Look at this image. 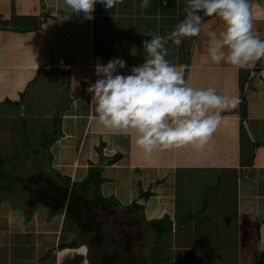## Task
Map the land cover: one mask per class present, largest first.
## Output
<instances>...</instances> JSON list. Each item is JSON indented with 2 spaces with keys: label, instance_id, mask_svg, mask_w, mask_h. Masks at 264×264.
Listing matches in <instances>:
<instances>
[{
  "label": "crops",
  "instance_id": "0c3cea01",
  "mask_svg": "<svg viewBox=\"0 0 264 264\" xmlns=\"http://www.w3.org/2000/svg\"><path fill=\"white\" fill-rule=\"evenodd\" d=\"M255 1L254 7L259 3L264 7V0ZM107 3L95 0L92 19L87 20L72 14L63 0H0V106L5 105L0 120L7 121L5 129L0 125V148L13 145L16 151L28 150L31 129L36 146L25 162L0 156V264L11 255H17L13 260L17 264H73L78 254L67 245L74 241L88 245L87 264H195L196 251L198 264H256L257 250L264 264V193H256L259 187L264 192V163L256 161L259 149H264V126L261 115L246 103L250 87L245 92V114L241 100L248 71L258 70L251 85L264 71V59L260 68L215 66L198 59L206 42L184 38L177 47L169 41L166 58L177 70L187 71L191 87H211L218 95L238 97L239 103L222 113L221 123L200 150L182 147L154 152L148 159L135 158V136L103 129L86 89L99 78L96 65L111 58L126 61L119 70L124 75L143 63L141 43L149 39L145 34L170 33L182 20L180 9L186 7V0L166 4L151 0L147 8H141L139 0H113L109 8ZM206 20L203 32L216 22ZM259 25V37L264 39V21ZM244 119L252 138L263 146L243 161V148L253 151L242 127ZM13 137L19 139L17 144ZM178 151L182 156L177 159ZM100 155L105 159L101 166ZM114 157L119 159L112 162ZM92 167L102 168L105 182L99 192L118 203L119 212L113 214L123 225H104L109 242L102 238L100 246L67 220L64 198L57 205L58 189L67 190L69 181H82ZM214 173L222 175V183L212 177ZM110 183L124 184L113 189ZM194 185L203 189V197L192 205ZM177 195L185 200L183 212ZM210 202L216 208L212 217H208ZM131 204L134 210L124 213ZM140 212L149 222L169 219L171 231L156 243ZM123 221H139L140 229L134 231L139 236L132 242H127L130 229ZM188 228L195 236L193 243L185 239ZM14 235L19 242L8 254L7 242ZM147 247L149 260L144 254Z\"/></svg>",
  "mask_w": 264,
  "mask_h": 264
},
{
  "label": "clouds",
  "instance_id": "9594fccd",
  "mask_svg": "<svg viewBox=\"0 0 264 264\" xmlns=\"http://www.w3.org/2000/svg\"><path fill=\"white\" fill-rule=\"evenodd\" d=\"M63 2L72 14L92 19L95 0ZM112 3L108 0L106 7ZM150 3L139 0L141 8ZM184 11V19L170 33L145 34L149 39L141 43L143 63L124 75L119 70L125 68L126 61L111 58L96 65L99 78L86 89L95 104L98 124L109 132L134 135L146 158L157 151L182 147L200 150L221 123L222 113L239 103L238 97L218 95L214 88L189 86L184 74L166 58L169 41L178 47L184 38L202 33L206 18H215L221 27L206 33L205 62L240 69L264 59V39L253 28V19L264 16V10L254 14L249 0H186Z\"/></svg>",
  "mask_w": 264,
  "mask_h": 264
},
{
  "label": "rangeland",
  "instance_id": "374dc122",
  "mask_svg": "<svg viewBox=\"0 0 264 264\" xmlns=\"http://www.w3.org/2000/svg\"><path fill=\"white\" fill-rule=\"evenodd\" d=\"M254 2H256L255 0H249V3H250V7H251V9H252V11H253V13L255 14V13H257V12H260L261 10H264V7L262 6V3H259V5L257 4L256 5V7H254ZM183 6H184V3H183ZM184 9L185 8H182V9H180V11H181V19L183 20L184 19V17H185V11H184ZM183 16V17H182ZM260 20H262V21H264V16H262V17H259V18H254L253 19V28H254V31L258 34V35H260L259 33H261L262 32V28H261V25H259V23H260ZM214 23V22H213ZM255 23V24H254ZM81 27L82 28H84V25H81ZM220 27H221V24H220V22L218 21V20H216V22L213 24V29H215V30H217V31H219L220 30ZM143 29L142 30H140L139 32H140V34L142 35V33H143ZM206 33L207 32H205L204 34H201V35H199V37L197 38L198 39V43H203V42H206V40H207V36H206ZM189 43H190V41H189ZM205 49H206V43H205V45H204V48H203V50L201 51V54H200V52H199V54H198V56H200L198 59L199 60H202V61H205V59H204V54H205ZM193 57H194V55H193ZM207 63H211V62H207ZM215 66H217V64H214ZM220 65H226V64H224V63H222V64H220ZM183 74H184V72H183ZM190 82H192V80H190ZM189 86H190V84H188ZM195 88V87H194ZM222 96H224V95H222ZM247 102V104L249 105V110L250 111H252V110H257V112H258V115L260 114L261 115V117H262V123H263V126H264V71L261 73V76L256 80H254L252 83H251V89L249 90V92H248V95H247V100H246ZM4 108H5V105H1L0 106V111L2 110H4ZM19 118V117H18ZM24 119V118H23ZM27 119V118H26ZM25 120V119H24ZM5 121V120H4ZM10 122L13 124L14 123V120H10ZM24 122H26L27 124H26V129L25 130H28V121L27 120H25ZM5 123H7V121H5ZM5 123L2 121V120H0V125L5 129L6 128V125H5ZM11 124V125H12ZM21 130V129H20ZM17 131H19V127H18V130ZM34 130H32L31 129V131L29 132L28 131V133H27V136H28V142H29V146H28V150H24L23 148V150L21 149V150H19L21 147L19 146V145H17L16 146V148L19 150V151H16L14 148H13V145H12V149L8 146V145H6L3 149H1L0 148V156H2V158H5V160H9V159H11L12 157L14 158V159H16L18 162H20V161H22V162H25L26 160H28V158H29V156L32 154V153H30L31 151L30 150H34L35 148H36V146H35V141L33 140V138H34V132H33ZM51 132V130H49V131H47V133H50ZM18 133L16 132V134L15 135H17ZM33 134V135H32ZM18 140L19 139H15V137H13V139H12V143H15V144H17V142H18ZM12 143H10V144H12ZM138 149V150H137ZM229 149H232V148H229ZM12 150H14V151H12ZM137 150V154H139V155H135V158L137 157V158H139L140 159V157L141 158H144V159H148V158H146L145 157V155L143 154V152L137 147V145H136V141H134V151H136ZM182 151H178L177 153H176V158L178 159V156L179 157H181L182 156V153H181ZM135 153V152H134ZM154 154H156V153H154ZM248 154H251V156L252 157H254V155L255 154H253V151H251L250 149H244L243 148V156H242V158H241V160H243L244 161V159H250L247 155ZM164 155H166V156H171L170 154H167V153H165ZM224 154H220V155H218L220 158H222V156H223ZM153 156V154L151 155V157ZM264 149L262 148V149H259V154H258V156H257V158H256V161H258V162H262V163H264ZM246 162L248 161V160H245ZM50 163H52V161H50ZM214 176H217V179L219 180V181H221V183H222V175H218L217 173L215 174H212V177H214ZM57 181H59V183H61V185L62 186H64V184H63V182L60 180V178L58 177V176H56V177H54ZM217 179H215V185H217V182H216V180ZM72 181H69V182H67V183H69V186H71V185H73L75 182H73V183H71ZM78 183V182H77ZM123 184L124 183H121V184H119V183H117L116 185H120L121 187L123 186ZM110 185H111V187L114 189L115 187H116V185H114V184H111L110 183ZM224 184H222V186H223ZM198 185H194L192 188H193V194H194V196H193V201L191 202L192 203V205H194L196 202H197V199L199 200L200 198H202L203 197V189L201 188V187H199L198 189H196V187H197ZM69 191H70V188H67V190H66V196H65V203L67 202L66 200L68 199V195H69ZM218 192H220V191H218ZM225 193H226V191H224ZM126 194H129V193H127V191L125 192ZM256 193H260L261 195L264 193L263 192V187H259L258 188V191H256ZM101 196H103L102 194H100ZM206 195H208V193L206 194ZM117 196H119V195H117ZM177 202H178V209H179V211L180 212H183L184 210H182V208H183V206H184V204H185V200L184 199H182V196L181 195H177ZM132 203V202H131ZM134 203H135V201H134ZM189 204H190V201H189ZM62 205H63V202H62ZM192 205H188V207H191ZM122 207H124V206H122ZM194 208H195V206H194ZM215 206H214V203L213 202H210V205H209V213H208V217H212L213 215H214V213H215ZM133 210H134V208H133ZM140 214H141V216H142V218H143V220H145V222L148 224L149 223V220H147L146 219V216H144L143 215V213H141L140 212ZM108 216H109V214L108 213H104L103 214V217L105 218V220L110 224V222H111V218L109 219L108 218ZM137 219H139V218H137ZM132 222H134V221H132ZM141 222H142V220H141ZM139 223V222H138ZM75 226V225H74ZM75 228L77 229V227L75 226ZM139 229H140V227H139ZM77 231H78V229H77ZM191 229L190 228H188V230L186 229V231H185V233H186V236H185V239L186 240H188V239H192L191 241H192V243H193V240L195 239V236L194 235H192L191 234ZM79 232V231H78ZM112 233H114L113 231H111ZM118 232H120V231H118ZM118 232H117V236H118ZM121 233H123V234H125V231H122ZM128 234H133V231H132V229H130L129 230V232H127ZM141 233H142V235L144 236V234H143V232L141 231ZM147 235V234H146ZM87 236V235H86ZM85 237V236H84ZM108 233L106 234V239H105V242L106 241H108L109 242V240H108ZM119 238V237H118ZM19 238L17 237V236H15L14 235V237H12V238H10L9 240H8V242H7V253L9 254V251H11V254H13V250H12V245H13V243H18L19 241ZM77 240H80V239H78L77 238ZM111 241V240H110ZM89 243H91V242H89ZM93 244H95V245H97V246H100V245H103V242L101 241L99 244H97V243H93ZM88 246V245H87ZM87 246L86 245H77L76 244V246H75V248H73V249H68V250H72L73 251V254L74 253H77L78 255V257H76L75 258V260H74V263L73 264H87V260H88V257H89V254L87 253ZM149 249H150V247H147L146 249H145V251H144V254H145V256L149 253ZM195 250V249H194ZM24 251H25V249H24ZM195 256H196V259H195V264H198V262H197V256H198V253H197V251L195 252ZM18 257H17V255H11V256H8L6 259H3V260H1V262H2V264H9V263H11L13 260H15V259H17ZM147 260H149L150 259V257H148V256H146L145 257ZM14 262V261H13ZM12 262V263H13ZM15 264H17V262H14ZM162 263V262H161Z\"/></svg>",
  "mask_w": 264,
  "mask_h": 264
},
{
  "label": "trees",
  "instance_id": "16d2710c",
  "mask_svg": "<svg viewBox=\"0 0 264 264\" xmlns=\"http://www.w3.org/2000/svg\"><path fill=\"white\" fill-rule=\"evenodd\" d=\"M198 37L193 38L197 39ZM195 52L197 51L195 50ZM261 66V60H259L252 67L260 68ZM249 87L251 89L250 83ZM114 158L112 162H116L119 159V157ZM101 171L102 168L99 167L89 168L86 177L82 181L75 182L71 186H69V183L65 184L66 188H70L66 208L67 220L77 227L80 235L85 234L88 237L91 236L92 241L97 244L103 239H106L104 225H113L111 222L109 224L106 220H103V214L109 208L115 207L118 204L113 197L104 198L100 195L99 188L105 182V178L101 176ZM133 207L134 205L132 204L128 205L124 208L125 211L123 212L131 213ZM148 228L154 233L155 242L157 243L164 234L171 231L172 223L167 218L163 220H152L149 222ZM67 246L75 248L76 242L74 241Z\"/></svg>",
  "mask_w": 264,
  "mask_h": 264
},
{
  "label": "water",
  "instance_id": "95a60500",
  "mask_svg": "<svg viewBox=\"0 0 264 264\" xmlns=\"http://www.w3.org/2000/svg\"><path fill=\"white\" fill-rule=\"evenodd\" d=\"M100 3H101V0H100ZM42 20V19H41ZM192 46L193 44L190 46V49H189V54H188V58L190 57V54H191V50H192ZM186 73L187 71H184V76H185V79H186ZM258 74V70L257 69H250L248 71V76L246 77V80L245 82L243 83V87H242V96H241V100H242V103H243V107H244V110H242V113L245 114V110H246V105H245V92L246 90L248 89L249 87V82L250 80L252 79V77L256 76ZM74 97L70 94L69 95V99H73ZM242 127L243 129L245 130V133H246V136L248 137V139L251 141L252 143V148H253V152L255 151V149L258 147V146H263L262 144L260 143H256L255 140L252 138V134H251V131L248 129V126H247V121L244 119L242 120ZM102 163H105V159L103 158L102 155H100V162H99V165L101 166ZM138 204H140L138 202ZM121 225V224H120ZM122 226V225H121ZM256 264H261L260 263V258H259V250H257V253H256Z\"/></svg>",
  "mask_w": 264,
  "mask_h": 264
},
{
  "label": "flooded vegetation",
  "instance_id": "af4514ba",
  "mask_svg": "<svg viewBox=\"0 0 264 264\" xmlns=\"http://www.w3.org/2000/svg\"><path fill=\"white\" fill-rule=\"evenodd\" d=\"M59 191H61V195L59 194V196L61 197L59 200H58V203H57V205L59 204V203H61V201H63V198L65 199V195L67 194L66 193V190L64 189H58ZM59 191H58V193H59ZM110 209V210H109ZM108 210H107V212L109 213V216H108V218L111 220V223L113 224V225H120L121 223L119 222L118 223V218H116V217H119V216H117V215H115V214H113V213H115V212H119V209H117L116 207H111V208H109ZM107 212H105V213H107ZM103 220H105L104 218H103ZM129 222V224H130V226L133 228L132 229V231H133V234H125V236L128 238V240H127V242H132V240L134 241V239L135 238H138V236H139V232H134V231H137L139 228H138V223L136 222V221H134V222H132V221H128ZM129 226V227H130ZM134 228H136L135 230H134Z\"/></svg>",
  "mask_w": 264,
  "mask_h": 264
}]
</instances>
